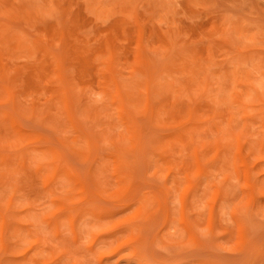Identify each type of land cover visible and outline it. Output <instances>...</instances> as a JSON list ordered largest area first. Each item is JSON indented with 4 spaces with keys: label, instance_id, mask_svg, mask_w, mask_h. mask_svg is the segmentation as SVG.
I'll return each mask as SVG.
<instances>
[{
    "label": "rangeland",
    "instance_id": "1",
    "mask_svg": "<svg viewBox=\"0 0 264 264\" xmlns=\"http://www.w3.org/2000/svg\"><path fill=\"white\" fill-rule=\"evenodd\" d=\"M0 264H264V0H0Z\"/></svg>",
    "mask_w": 264,
    "mask_h": 264
}]
</instances>
